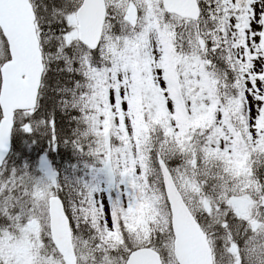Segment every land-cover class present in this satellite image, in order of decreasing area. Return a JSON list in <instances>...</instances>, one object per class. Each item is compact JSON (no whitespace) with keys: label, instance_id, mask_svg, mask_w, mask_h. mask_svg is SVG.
Here are the masks:
<instances>
[{"label":"snow or ice","instance_id":"snow-or-ice-1","mask_svg":"<svg viewBox=\"0 0 264 264\" xmlns=\"http://www.w3.org/2000/svg\"><path fill=\"white\" fill-rule=\"evenodd\" d=\"M0 264H264V0H0Z\"/></svg>","mask_w":264,"mask_h":264}]
</instances>
